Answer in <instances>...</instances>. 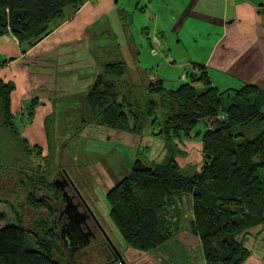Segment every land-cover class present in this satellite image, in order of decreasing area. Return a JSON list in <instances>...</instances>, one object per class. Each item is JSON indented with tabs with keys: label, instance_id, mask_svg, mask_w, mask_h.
I'll use <instances>...</instances> for the list:
<instances>
[{
	"label": "trees",
	"instance_id": "1",
	"mask_svg": "<svg viewBox=\"0 0 264 264\" xmlns=\"http://www.w3.org/2000/svg\"><path fill=\"white\" fill-rule=\"evenodd\" d=\"M86 1L0 0V35L11 34L22 49L30 48L51 32L53 21L68 19ZM127 72L123 60L103 65L84 97L83 122L135 136L149 126L167 152L161 161L136 160L106 193L113 224L129 247L147 253L184 229L182 209L188 200V232L198 239L205 262L242 264L249 251L238 237L264 226V178L259 176L264 171V91L247 84L220 92L201 67L175 89L162 79L135 83ZM12 90L0 79V146L7 151L19 146L27 164L41 152L29 148L20 134L10 111ZM34 106L32 101L27 117ZM192 133L200 136L201 163L181 166L174 143ZM10 166L0 163V170ZM44 177L43 172L39 185L53 190ZM24 183L33 191L37 182ZM29 199L35 207L44 205L32 192ZM47 232L35 247L22 225L0 227V264H73L53 258L58 237L51 228Z\"/></svg>",
	"mask_w": 264,
	"mask_h": 264
},
{
	"label": "crops",
	"instance_id": "2",
	"mask_svg": "<svg viewBox=\"0 0 264 264\" xmlns=\"http://www.w3.org/2000/svg\"><path fill=\"white\" fill-rule=\"evenodd\" d=\"M50 28L42 40L23 49L11 34L0 35V79L13 85L10 111L20 126L35 102L34 115L20 134L29 148L40 150L41 165L55 149L49 132L68 137L73 124L59 122L57 114L67 119L79 114L75 132L92 126L83 122L84 97L103 65L121 60L117 56L129 58L123 61L135 83L164 80L162 72L179 75L185 66L184 78L201 67L220 92L247 84L264 91V0H88ZM141 42L147 43L145 49ZM139 49L155 62L142 65ZM112 131L118 137L132 135ZM196 138L192 133L176 142L181 166L201 163ZM61 146L57 142L56 153ZM238 238L249 251L242 264H264V226ZM141 253V260L130 264H207L198 239L185 228L159 248Z\"/></svg>",
	"mask_w": 264,
	"mask_h": 264
},
{
	"label": "rangeland",
	"instance_id": "3",
	"mask_svg": "<svg viewBox=\"0 0 264 264\" xmlns=\"http://www.w3.org/2000/svg\"><path fill=\"white\" fill-rule=\"evenodd\" d=\"M136 22L138 23L139 20H136ZM100 41L108 43L104 39ZM137 44L139 45V42ZM146 44V42H141L144 49L146 48ZM139 51L141 52V49ZM117 59L126 61L129 58H119L117 56ZM137 60L142 65L155 62V59L150 56L145 57V51L141 52V57L137 58ZM153 70L155 73L156 67ZM185 70L184 66L180 69L179 75H177L178 73L162 72V75L165 76L166 87L175 89L181 83L188 82L190 80L189 76L184 78L185 75H183L185 74ZM129 75L133 80L131 73L127 72V77ZM135 87L137 90L142 89L139 84H136ZM31 117L33 116L26 117V122L20 123L21 125L18 126V129L21 130V127L30 123ZM80 117L77 114L75 117L71 115L70 119H67L65 116H58L57 114L56 118H58L59 122L71 125V122L68 123V120H73V124L69 127L70 130L68 131L70 133H68V137L65 136L66 133L56 136L53 131L49 132L48 140L55 144V149L52 152L53 148L51 147L50 157L46 158L42 165L37 161V156H31L30 162L27 161L26 164V161L22 160V153L20 152L22 148L19 146L10 151L0 146V163L4 166L13 165L12 167H5L0 170V200H2V203H0V215H3L4 219L0 222V227L22 225L30 232V246L35 247L37 246L36 241H42V238L48 234V228H51L56 233V227L52 223V211L48 207L49 205H53V203L47 199V203L44 202V205H41V207H35L33 200L29 199V194L33 193V191L24 182L25 180L30 181V179H34L37 183H40L39 177L43 172L48 176V178H44L52 182L57 170L63 169L81 197L79 199L85 202L92 213L90 219L95 228V238L91 239L89 245L76 252L74 250H67L66 246L58 239V255L54 252L53 258L55 260L58 256L60 258H67L73 264H104L108 258L113 257L112 255L115 252L124 259L126 264L139 262L142 258V253L132 249L125 243L110 218V205L106 193L130 172L136 160L143 162L146 159L161 161L164 159L167 149H164V147L159 148L161 143L158 136L148 134V132L151 133L149 126L144 128L141 136L130 135V137H128L127 133L124 136L118 137L112 130L94 125L85 130L84 127L81 133L75 132L77 126L81 125ZM204 129L202 124L196 128L200 134ZM199 137L192 140L197 141ZM57 142L62 143L59 153H56ZM146 145L149 147H146ZM174 146L176 148L178 146L177 143H174ZM173 151L175 150L172 149L171 153H174ZM74 156H76V160L73 161ZM198 159L199 154H196L195 162ZM259 176L264 178L263 170L259 171ZM48 192L51 196L56 195L54 189ZM35 195L38 196L37 194H33V196ZM57 201L58 203L54 204V206L59 207L61 203L59 197ZM182 213V223H185L183 226L188 230L189 221L187 216L190 215L188 200H184ZM108 241L111 246L108 244ZM74 245H76L75 247H79L77 244ZM177 256H182V254Z\"/></svg>",
	"mask_w": 264,
	"mask_h": 264
},
{
	"label": "flooded vegetation",
	"instance_id": "4",
	"mask_svg": "<svg viewBox=\"0 0 264 264\" xmlns=\"http://www.w3.org/2000/svg\"><path fill=\"white\" fill-rule=\"evenodd\" d=\"M56 179H63V169L57 170L55 176H53L52 182H54ZM37 184L39 183H36V186L33 187V194L38 195L35 196L40 202L47 203L46 201L50 200L53 203V205L51 206L48 204V207H50L53 215L52 223L53 226L56 227V234L58 239L64 246H66V249L74 250L76 252L80 249L75 250L74 248L76 245L74 244H77L79 246L83 244L87 239H89L91 242V239L95 238V228L93 223L91 222L90 217H87L86 209L83 205L80 204V199L78 198L79 196L76 195L75 190L70 186L65 187V190L68 192L69 196L72 198L73 203L75 204V208L72 207L68 213H65L63 212L65 203L61 198L60 191L53 187L56 191V195L54 194V197L49 194L48 190H46L45 187ZM62 184L65 185V182H63ZM56 196H59V200L61 202L59 207L54 206V204L58 203ZM78 223L80 224L78 225ZM90 242L88 243V245L90 244ZM114 255H112L113 257L108 258L107 262H105L104 264H120L118 260L114 261L116 254L114 253Z\"/></svg>",
	"mask_w": 264,
	"mask_h": 264
},
{
	"label": "water",
	"instance_id": "5",
	"mask_svg": "<svg viewBox=\"0 0 264 264\" xmlns=\"http://www.w3.org/2000/svg\"><path fill=\"white\" fill-rule=\"evenodd\" d=\"M63 182H65V185L62 184ZM51 185L54 188L58 189L61 193V198L65 203L64 208H63V212L68 213L72 207L75 208V204L73 203L72 198L69 196L68 192L65 190V187L70 186L71 188H73L75 190L77 196H79V194H78L74 184L72 183V181L70 180V178L68 177V175L66 174L65 171H63V179L62 180L56 179L54 182L51 183ZM80 204L83 205L84 208L86 209L87 217H91L92 213L90 212V209L86 206L85 202L82 199H80ZM83 220H84V218H83ZM80 223H78V225ZM89 242H90V240L87 239L84 241L83 244L79 245V247H75L74 249L76 250V249H81L83 247H86ZM108 244L111 246L109 241H108ZM115 254H116V257L114 258V261L118 260L120 262V264H126L120 255H118L117 253H115Z\"/></svg>",
	"mask_w": 264,
	"mask_h": 264
}]
</instances>
